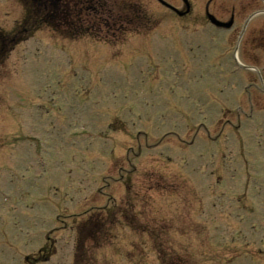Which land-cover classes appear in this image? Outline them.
<instances>
[{"label":"rangeland","instance_id":"374dc122","mask_svg":"<svg viewBox=\"0 0 264 264\" xmlns=\"http://www.w3.org/2000/svg\"><path fill=\"white\" fill-rule=\"evenodd\" d=\"M112 2L158 29L112 48L42 27L0 69V264H264V15L238 63L208 0ZM28 12L0 0V26Z\"/></svg>","mask_w":264,"mask_h":264},{"label":"trees","instance_id":"16d2710c","mask_svg":"<svg viewBox=\"0 0 264 264\" xmlns=\"http://www.w3.org/2000/svg\"><path fill=\"white\" fill-rule=\"evenodd\" d=\"M35 1V2H34ZM34 2V3H33ZM33 4L31 10L23 22L13 32H4L0 28V68L8 57V54L13 50L18 43L26 40L27 37L32 35L40 26L49 27L54 33H60L64 37L70 39L85 38L86 36L96 37V32L100 33L102 28L104 30H112L116 32L115 39H109L107 42L115 43L117 40H124L126 33L142 32L147 28L149 22L146 19L144 9L138 4L133 5L132 19L125 15L127 9L118 7L117 9L110 10L109 6L106 7V18H116L117 22H99L97 16V3L86 4L83 8L71 9L66 7L64 3L66 0H31ZM103 3V2H102ZM103 5V4H102ZM105 6V5H104ZM102 6V7H104ZM116 15V16H115ZM97 16L95 24H91L88 18ZM87 222L81 225L83 232H89L90 226L93 228L95 225H90ZM87 225V226H86Z\"/></svg>","mask_w":264,"mask_h":264},{"label":"flooded vegetation","instance_id":"af4514ba","mask_svg":"<svg viewBox=\"0 0 264 264\" xmlns=\"http://www.w3.org/2000/svg\"><path fill=\"white\" fill-rule=\"evenodd\" d=\"M233 11H234V14H235V22L237 20V18L239 17L240 12H241V7L240 8H236L235 6L233 7ZM241 25L237 26V28H240Z\"/></svg>","mask_w":264,"mask_h":264},{"label":"water","instance_id":"95a60500","mask_svg":"<svg viewBox=\"0 0 264 264\" xmlns=\"http://www.w3.org/2000/svg\"><path fill=\"white\" fill-rule=\"evenodd\" d=\"M211 21L217 23L214 17L213 18L211 17Z\"/></svg>","mask_w":264,"mask_h":264}]
</instances>
